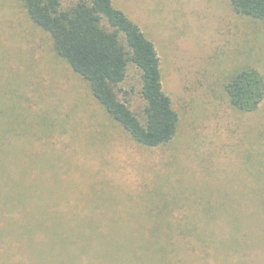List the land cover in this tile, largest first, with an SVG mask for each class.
I'll return each mask as SVG.
<instances>
[{
  "label": "rangeland",
  "instance_id": "rangeland-1",
  "mask_svg": "<svg viewBox=\"0 0 264 264\" xmlns=\"http://www.w3.org/2000/svg\"><path fill=\"white\" fill-rule=\"evenodd\" d=\"M112 2L153 42L177 131L154 147L134 141L56 55L22 0H0V215L14 209L20 218L0 221L20 241L8 254L38 255L31 237L37 216L54 227L125 226L131 232L124 237L133 240L134 228L157 221L231 224L238 212L240 226L242 196L264 178V98L241 111L225 89L243 68L264 77V18L235 13L230 0ZM123 86L140 115V75L132 65ZM254 239L264 250L263 228ZM118 248L110 253L131 247L121 238Z\"/></svg>",
  "mask_w": 264,
  "mask_h": 264
},
{
  "label": "trees",
  "instance_id": "trees-1",
  "mask_svg": "<svg viewBox=\"0 0 264 264\" xmlns=\"http://www.w3.org/2000/svg\"><path fill=\"white\" fill-rule=\"evenodd\" d=\"M22 2L31 23L51 37L56 55L88 83L93 97L134 141L154 147L173 138L179 117L162 88L156 48L112 0ZM230 4L239 15L264 18V0H230ZM131 65L140 75L137 91L142 101L140 115L131 109V93L123 86ZM29 67L32 71L42 68L34 64ZM225 89L236 109L253 111L264 98V77L255 68H243L231 74ZM242 203L245 224L240 226L238 212L231 215V224H162L157 221L132 228L138 238L134 240L127 235L124 237V233L131 232L125 226L118 229L104 225L54 227L37 216L38 229L31 236L36 234L33 241L38 245V255L34 257L25 254L16 257L14 251L8 254L10 248L20 246V241L10 237L13 235L7 230L10 226L0 223V264H117L119 261L176 264L182 259L190 260V264H264V250L254 239V233L264 229V178L260 179L254 193L242 196ZM6 214L8 216L0 215V221L9 225L20 219L15 218L14 209ZM213 236L216 238L210 242ZM107 237H112L115 243L111 245L112 240H106ZM121 238L128 242L130 253L115 256L110 252L118 243L115 253L121 252ZM221 238L225 242L219 243ZM8 239L13 243L7 249ZM224 255H227L225 262Z\"/></svg>",
  "mask_w": 264,
  "mask_h": 264
}]
</instances>
